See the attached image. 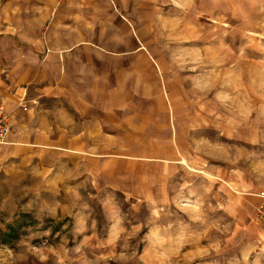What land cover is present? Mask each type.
<instances>
[{
  "label": "rangeland",
  "instance_id": "rangeland-1",
  "mask_svg": "<svg viewBox=\"0 0 264 264\" xmlns=\"http://www.w3.org/2000/svg\"><path fill=\"white\" fill-rule=\"evenodd\" d=\"M44 3L0 0L8 52L33 45ZM54 7L79 42L66 51L111 56L95 102L113 89L115 108L20 111L0 143V231L20 217L23 233L0 241V264H264V0Z\"/></svg>",
  "mask_w": 264,
  "mask_h": 264
},
{
  "label": "crops",
  "instance_id": "crops-1",
  "mask_svg": "<svg viewBox=\"0 0 264 264\" xmlns=\"http://www.w3.org/2000/svg\"><path fill=\"white\" fill-rule=\"evenodd\" d=\"M40 1L45 2L42 6L43 12L34 17L36 19L28 18L26 20L28 40L30 37L33 45L28 44V47L27 44L13 39L10 52H8L5 43L9 41V37L0 35V43H2V48H0V97L5 103L4 106L7 107L10 132L20 111L30 112L32 108L36 110L38 107L44 110L49 108L48 104L56 107L52 110L53 112H59L65 118L74 121H79L80 118L91 120L97 117L98 115L94 116V114H83L97 108L107 111L115 108L113 89L105 90L111 94L109 102L101 103V105H97L95 102L97 80L100 79V82H103L101 84L106 86V75L108 73L110 76L112 73L111 56H106L104 53H94L92 56L71 55L73 52L70 53L65 48L75 50L79 42L76 38L67 39V35L65 36L61 30V19L65 16L66 9L54 7L59 5L60 0ZM73 25L76 32V25L74 23ZM65 26L68 27L66 24ZM43 29L42 35H39L38 33L41 34ZM68 36L71 38L70 33ZM79 49L81 51V48H78L77 51ZM109 117H112L113 120V111ZM37 128L36 124H33L30 129L36 131ZM10 132L5 142L9 140L7 138ZM48 138L46 135L35 132L32 144L58 143ZM82 141H86V139H66L61 143H80ZM9 142L11 141L9 140ZM12 143L15 145L17 142L12 141Z\"/></svg>",
  "mask_w": 264,
  "mask_h": 264
},
{
  "label": "built area",
  "instance_id": "built-area-1",
  "mask_svg": "<svg viewBox=\"0 0 264 264\" xmlns=\"http://www.w3.org/2000/svg\"><path fill=\"white\" fill-rule=\"evenodd\" d=\"M25 108V107H23ZM10 131L9 115L3 101L0 97V143H4ZM260 204L257 209V215L264 223V192H259Z\"/></svg>",
  "mask_w": 264,
  "mask_h": 264
},
{
  "label": "trees",
  "instance_id": "trees-1",
  "mask_svg": "<svg viewBox=\"0 0 264 264\" xmlns=\"http://www.w3.org/2000/svg\"><path fill=\"white\" fill-rule=\"evenodd\" d=\"M19 219L20 217L14 219L12 223L8 224L5 229L0 231V241L11 242L12 240H16L19 235L23 233V231L20 230L21 224Z\"/></svg>",
  "mask_w": 264,
  "mask_h": 264
}]
</instances>
